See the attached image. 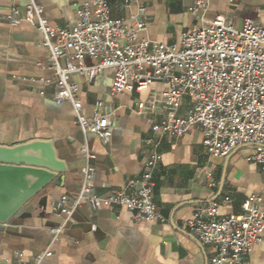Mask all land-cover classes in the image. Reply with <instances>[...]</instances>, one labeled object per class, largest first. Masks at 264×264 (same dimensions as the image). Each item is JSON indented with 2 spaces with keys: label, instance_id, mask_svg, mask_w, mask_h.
Wrapping results in <instances>:
<instances>
[{
  "label": "crops",
  "instance_id": "crops-1",
  "mask_svg": "<svg viewBox=\"0 0 264 264\" xmlns=\"http://www.w3.org/2000/svg\"><path fill=\"white\" fill-rule=\"evenodd\" d=\"M93 1L42 0L41 4L51 26L71 29L79 25L78 9ZM107 1L112 18L130 27L135 25L134 17L143 13L146 30L141 37L167 45L180 43L185 33L219 16L236 28L247 19L264 25V0H207L196 15L190 9L199 0ZM29 4L30 0H0V145L50 141L67 171L59 185L41 192L21 217L0 231L1 261L15 264L17 253L32 261L51 251L53 256L44 264H212L215 247L191 235L187 224L197 208L227 198L232 204L220 206L215 219L239 214L244 199L264 189L260 167L249 161L252 147L241 146L226 159L211 158L199 128L180 139L164 140L154 172V196L166 221L137 222L127 209L94 210L88 202L93 196L115 191L132 195L141 188L138 181L151 153L145 142L160 137L163 116L139 115L135 109L163 85L156 83L146 91L113 97V72L95 83L85 76H74L83 115H111L109 145L95 134L84 133L73 107L53 100L56 77L42 45V34L31 23L16 26L7 20L13 10L23 12ZM86 64L93 66L96 61L87 57ZM192 104L193 100L186 98L181 114ZM84 148L91 159L83 154ZM88 166L96 170L95 187L75 208L74 201L81 195L82 173ZM201 170L212 173L215 187L209 186L205 175L198 177ZM63 196L70 200V213L58 216L54 205ZM66 222L62 235L55 240L53 229ZM246 261L264 264V242Z\"/></svg>",
  "mask_w": 264,
  "mask_h": 264
},
{
  "label": "built area",
  "instance_id": "built-area-1",
  "mask_svg": "<svg viewBox=\"0 0 264 264\" xmlns=\"http://www.w3.org/2000/svg\"><path fill=\"white\" fill-rule=\"evenodd\" d=\"M41 1L30 0L23 12L15 9L7 20L16 26L31 23L42 34V45L49 53L56 77L53 100L73 107L84 133L95 134L104 145H109L113 134L111 115H83L74 76L82 75L95 83L113 72V97L146 91L156 83L163 85L162 90L152 91L135 109L139 115L163 116L158 129L160 137L145 142L151 153L138 181L141 188L132 195L115 191L93 196L88 200L91 208L127 209L137 222H165L154 196V172L161 160L159 148L164 140L180 139L195 128L201 130L211 158L226 159L241 146H251L249 161L260 167L264 177L263 24L247 19L241 28H236L226 17L219 16L185 33L180 43L167 45L141 37L146 30L143 13L134 17L133 27L113 19L107 0H94L79 8V25L71 29L51 26ZM206 5L207 0H199L190 11L196 15ZM87 57L96 64L87 65ZM186 98L192 99L193 104L181 114ZM83 154L88 159L92 157L87 148ZM203 175L210 187L216 186L212 173L199 171L198 177ZM82 180L75 208L95 187V168H85ZM69 202L67 196L60 198L54 205L55 214L70 213ZM231 204L227 198L201 206L187 224L191 235L215 247L212 264H250L246 257L264 242V189L245 198L241 213L216 220L220 206ZM67 223L53 229L55 240ZM52 256L51 251H46L27 261L22 253H17L15 264H44ZM0 264H4L1 259Z\"/></svg>",
  "mask_w": 264,
  "mask_h": 264
},
{
  "label": "water",
  "instance_id": "water-1",
  "mask_svg": "<svg viewBox=\"0 0 264 264\" xmlns=\"http://www.w3.org/2000/svg\"><path fill=\"white\" fill-rule=\"evenodd\" d=\"M66 171L50 141L0 145V231L21 217L41 192L59 185Z\"/></svg>",
  "mask_w": 264,
  "mask_h": 264
},
{
  "label": "trees",
  "instance_id": "trees-1",
  "mask_svg": "<svg viewBox=\"0 0 264 264\" xmlns=\"http://www.w3.org/2000/svg\"><path fill=\"white\" fill-rule=\"evenodd\" d=\"M245 200V199H244ZM244 202V201H243Z\"/></svg>",
  "mask_w": 264,
  "mask_h": 264
}]
</instances>
